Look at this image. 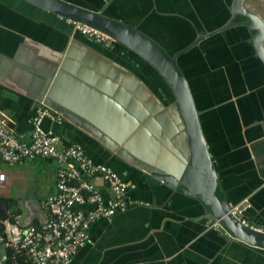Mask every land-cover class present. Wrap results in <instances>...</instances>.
Returning <instances> with one entry per match:
<instances>
[{
  "label": "crops",
  "instance_id": "1",
  "mask_svg": "<svg viewBox=\"0 0 264 264\" xmlns=\"http://www.w3.org/2000/svg\"><path fill=\"white\" fill-rule=\"evenodd\" d=\"M67 1L104 10L173 55L223 26L234 0ZM243 2L264 18V0ZM254 32L240 23L210 35L180 54L176 67L194 98L220 195L233 206L243 204L240 217L264 229V62L254 47ZM91 39L74 31L66 17L29 0H0V110L29 140L31 119L43 105L36 96L48 75L59 72L48 88L53 87L64 103L63 114L71 117L45 118L43 126L63 145L80 143L93 161L114 168L129 184L128 199L136 202L112 220L95 221L90 239L69 264H264V248L210 227L198 198L174 190L133 164L138 160L128 153L132 159L113 150L126 143L152 154L144 124L131 140L118 132L117 123L129 130V110L146 122L163 113L170 118L175 97L139 54L117 41L105 46ZM115 99L131 108H121ZM57 168L54 160L40 158L0 166L7 174L0 191L15 197L5 200L8 212L19 210L25 224L43 223L42 201L56 194Z\"/></svg>",
  "mask_w": 264,
  "mask_h": 264
},
{
  "label": "water",
  "instance_id": "2",
  "mask_svg": "<svg viewBox=\"0 0 264 264\" xmlns=\"http://www.w3.org/2000/svg\"><path fill=\"white\" fill-rule=\"evenodd\" d=\"M29 1L63 17L81 21L102 30L117 42L122 43L127 48L139 54L159 72L169 84L175 97V102L170 107L172 111L168 110L169 113L167 112L170 118L166 117L163 113L162 115L149 117V121L146 122L144 121L145 117L134 115L129 110L131 108L130 105L127 106L117 99L114 100L121 108L129 110L131 117L129 130H126V125L123 126L115 122L119 128L118 132L122 136H132L131 140H136L144 124L147 132L143 137L145 141L152 140L154 144L152 146V154L151 151L148 154H143L137 145L129 147L126 143L121 144L120 148L114 147L113 150L123 158L132 159L127 154H124V152L128 153L138 160L133 162V164L172 187L174 190L180 188L187 195L198 198L204 208V214L208 218V221L220 220L221 225L217 229H224L236 239L264 248V232L253 229L245 224L240 217V212L233 211V205L219 193L217 172L202 132L194 98L187 86L185 78L176 67L178 55L191 48L199 39L184 50L169 56L160 47L156 46L155 41L151 37L137 27L107 15L104 10L92 9L67 0ZM233 6L234 9L229 20L214 32H209L208 36L238 24V22L233 21V18L238 13L243 14L247 17V20L243 23L249 29L255 30L252 34L253 44L258 56L264 62V18L256 9L244 4L243 0H235ZM60 69L64 68L61 67ZM59 74V72L53 74L55 75V82ZM53 75H48V79L44 81L45 83L41 91L37 94L36 100L57 111L63 117L70 118L71 116L63 114L64 108L62 105L64 103L62 99L53 92V87L48 88L50 78ZM97 90L111 96L107 90H105L106 92L99 88ZM133 103L134 101L131 100L130 104ZM135 103L139 105L140 101H135ZM115 117L117 116H112L113 119ZM113 119L112 125H114ZM112 129L111 133L113 134V131L115 132L114 126H112ZM92 133L97 134V132ZM172 141L175 144V149L172 147ZM167 159H169V162L165 163L164 160ZM0 205L6 211V203L3 201ZM243 206L241 204L239 207L240 211L243 209ZM6 216L4 214L0 215V219ZM0 256V264H8L6 248L2 247L0 249Z\"/></svg>",
  "mask_w": 264,
  "mask_h": 264
},
{
  "label": "built area",
  "instance_id": "3",
  "mask_svg": "<svg viewBox=\"0 0 264 264\" xmlns=\"http://www.w3.org/2000/svg\"><path fill=\"white\" fill-rule=\"evenodd\" d=\"M67 20L75 31L98 44L110 46L116 42L96 27L70 18ZM45 118L61 121L63 116L49 106L41 105L31 119L30 138L24 140L11 125L9 117L0 110V166L39 158L52 159L58 165L56 194L42 201L45 221L40 225L25 224L22 214L7 215L0 219V225L4 226L0 240L3 248L11 249L15 260L18 253L24 252L30 264H69L78 249L90 239V228L95 221L112 220L118 212L136 202L128 199L129 184L114 168L93 161L80 143L63 145L57 134L45 129ZM6 179L7 174L0 170V185ZM240 206L235 205L232 210L240 212ZM243 222L264 232L263 228L244 219ZM220 225L219 219L210 223L214 228Z\"/></svg>",
  "mask_w": 264,
  "mask_h": 264
},
{
  "label": "trees",
  "instance_id": "4",
  "mask_svg": "<svg viewBox=\"0 0 264 264\" xmlns=\"http://www.w3.org/2000/svg\"><path fill=\"white\" fill-rule=\"evenodd\" d=\"M122 44V43H121ZM123 45V44H122ZM125 46V45H124ZM157 47H160L158 44H156ZM160 49L165 52L161 47ZM166 53V52H165ZM169 55V54H167ZM171 55V54H170ZM169 55V56H170ZM177 63V62H176ZM177 66V65H176ZM163 78V77H162ZM5 201V198L0 196V204ZM4 235V226L3 224L0 225V236ZM4 246L3 242L0 240V249ZM7 253H8V259L7 262L8 264H15L16 261L19 262V264H30V260L28 256L24 252H20L16 255V260L12 256V251L10 248L6 247ZM1 258V256H0Z\"/></svg>",
  "mask_w": 264,
  "mask_h": 264
},
{
  "label": "flooded vegetation",
  "instance_id": "5",
  "mask_svg": "<svg viewBox=\"0 0 264 264\" xmlns=\"http://www.w3.org/2000/svg\"><path fill=\"white\" fill-rule=\"evenodd\" d=\"M234 2H235V0H234L233 3H232V11H233V9H234V8H233V7H234V6H233V5H234ZM240 16H244V15L238 13V14L233 18V21H234V22H238V24H239V23L245 24V23H243V22H245V21L247 20V17L244 16L242 19H240V18H241ZM236 25H237V24H236ZM232 26H234V25H232ZM214 31H215V30H214ZM214 31H213V32H214ZM208 33H209V32H208ZM208 33H205V34H203V35L201 34V35L197 36V37H196V38H195V39H194V40H193L188 46H190V45H191L192 43H194L197 39H199V40H197V43H195L194 45L191 46V48H193V47H194L195 45H197L201 40H203V39L206 38V37H209L210 35L208 36ZM215 33H217V32H215ZM215 33H213V34H215ZM213 34H211V35H213ZM188 46H187V47H188ZM187 47H186V48H187ZM184 49H185V48H184ZM189 49H190V48H189ZM189 49H187L186 51H188ZM180 51H182V50H180ZM186 51H183V52H181L180 54H182V53H184V52H186ZM178 52H179V51H178ZM180 54H179V55H180ZM173 55H174V54H173ZM179 55H178V56H179ZM177 59H178V58H177Z\"/></svg>",
  "mask_w": 264,
  "mask_h": 264
},
{
  "label": "rangeland",
  "instance_id": "6",
  "mask_svg": "<svg viewBox=\"0 0 264 264\" xmlns=\"http://www.w3.org/2000/svg\"><path fill=\"white\" fill-rule=\"evenodd\" d=\"M2 168H3V169H7V168H9V167H8V166H3ZM17 188H18V186L16 185V186H15V189H17ZM0 196H2L3 198H5L6 201H9L10 199H11V200H14V198H15V197H13V196H3V195H2V191H0ZM8 197H9V198H8ZM28 197L34 198L35 196L29 194ZM4 202H5V201H4ZM6 211H7V212H6ZM6 211H5L4 209H2V208H1V205H0V215H3V214H4V215H10V214H12V213H14V212L16 213V211H19V210H16V211H9V212H8V209H6Z\"/></svg>",
  "mask_w": 264,
  "mask_h": 264
}]
</instances>
